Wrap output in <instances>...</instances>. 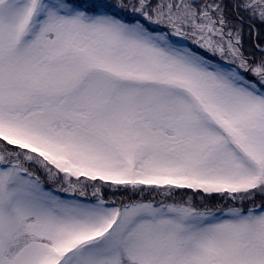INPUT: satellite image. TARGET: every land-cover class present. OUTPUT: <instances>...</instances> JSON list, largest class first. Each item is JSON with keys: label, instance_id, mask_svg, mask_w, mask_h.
<instances>
[{"label": "snow or ice", "instance_id": "6c2138e0", "mask_svg": "<svg viewBox=\"0 0 264 264\" xmlns=\"http://www.w3.org/2000/svg\"><path fill=\"white\" fill-rule=\"evenodd\" d=\"M257 22L264 0H0V264H264Z\"/></svg>", "mask_w": 264, "mask_h": 264}, {"label": "trees", "instance_id": "16d2710c", "mask_svg": "<svg viewBox=\"0 0 264 264\" xmlns=\"http://www.w3.org/2000/svg\"><path fill=\"white\" fill-rule=\"evenodd\" d=\"M231 0H223V3L228 4L230 3ZM228 15L229 18L235 21V16L231 12V9H228ZM255 30L259 32V37L256 36L254 31H250L249 25L245 24L244 25V35H243V43H244V51L246 54L249 52H252L254 50V45L256 43H260L261 46H264V26L260 25L258 22L254 24ZM258 54V53H257ZM106 198L110 195L111 193L106 192L105 193ZM117 196L123 195L121 193H117ZM147 198V197H146Z\"/></svg>", "mask_w": 264, "mask_h": 264}, {"label": "rangeland", "instance_id": "374dc122", "mask_svg": "<svg viewBox=\"0 0 264 264\" xmlns=\"http://www.w3.org/2000/svg\"><path fill=\"white\" fill-rule=\"evenodd\" d=\"M197 199H198V198H197ZM208 203H209L211 206H215L216 204L221 203V201L219 200L218 197H213L210 201H208Z\"/></svg>", "mask_w": 264, "mask_h": 264}]
</instances>
